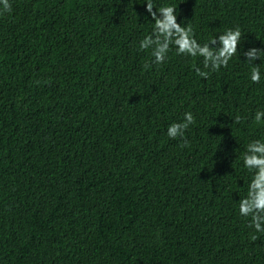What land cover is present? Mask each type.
Returning <instances> with one entry per match:
<instances>
[{
	"label": "trees",
	"instance_id": "trees-1",
	"mask_svg": "<svg viewBox=\"0 0 264 264\" xmlns=\"http://www.w3.org/2000/svg\"><path fill=\"white\" fill-rule=\"evenodd\" d=\"M152 3L201 45L238 26L236 55L154 63L145 0H0V264H264L238 210L264 142V53L243 54L264 50V0Z\"/></svg>",
	"mask_w": 264,
	"mask_h": 264
},
{
	"label": "clouds",
	"instance_id": "clouds-1",
	"mask_svg": "<svg viewBox=\"0 0 264 264\" xmlns=\"http://www.w3.org/2000/svg\"><path fill=\"white\" fill-rule=\"evenodd\" d=\"M146 11L151 15L154 21L151 34L145 36L139 44L140 49H151V55L154 57V63H162L170 49L175 46L178 54L188 55L191 57L200 56L203 58V67L218 70L220 67H226L229 60L236 55L237 45L241 40V31L239 27L226 29L223 33L211 38L207 43L201 45L192 35L190 26H181L176 19V7L165 4L153 11L154 5L152 0H145ZM4 10L10 11L8 0H3ZM159 14V15H158ZM214 47L213 45H217ZM264 50L249 48L243 54L247 60L252 63L257 58L260 59ZM145 67H150L145 64ZM199 76L207 78L208 73L196 69ZM250 79L254 83L261 80L260 68L253 64ZM264 111L255 113V121L264 123ZM241 117H235L239 123ZM195 119L191 112L184 114L182 122H173L167 128V135L175 139L178 136L183 138L185 130L189 125L194 124ZM187 145V141H184ZM244 166L252 173L248 185L247 195L239 201V213L244 217H250L249 227L256 232L264 233V142L260 140L251 141L246 148L243 156ZM252 240L257 236L252 235Z\"/></svg>",
	"mask_w": 264,
	"mask_h": 264
}]
</instances>
